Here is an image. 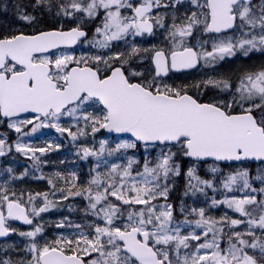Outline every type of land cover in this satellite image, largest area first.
Returning a JSON list of instances; mask_svg holds the SVG:
<instances>
[{
	"label": "snow or ice",
	"instance_id": "1",
	"mask_svg": "<svg viewBox=\"0 0 264 264\" xmlns=\"http://www.w3.org/2000/svg\"><path fill=\"white\" fill-rule=\"evenodd\" d=\"M31 7L55 9L65 17L100 18V23L91 40L82 20L67 31L0 33V123L7 121L18 134L15 143L0 134V157L14 150L39 169L52 144L35 147L23 140L49 127L73 142L101 129L129 138L114 147L107 140L98 147L79 146L81 158L98 159L86 184H78L75 172L47 177L50 193L17 194L7 181L0 183V238L15 233L29 241L20 249L0 245V264H264V167L253 174L247 167L225 173L216 166L264 165V63L243 70L235 80L218 74L194 83L167 82L170 72L214 67L237 54L264 55V0H33ZM17 11L26 24L37 22L26 6L17 5ZM157 29L164 30V47L141 48L128 39L154 35ZM202 34L217 37L211 51L199 39ZM82 38L107 52L76 56L52 51L71 48ZM115 41H125L129 50L112 51ZM144 57L154 74L133 67ZM208 90L213 96L203 99ZM64 118L73 123L62 126ZM138 145L159 153L142 163L129 157L108 165L103 159ZM184 159L193 165L211 159L213 177L201 179L189 167L188 187L205 195L222 189L223 198L213 196L207 209L185 208L181 202L184 219L177 220L167 201ZM101 164L105 171L97 170ZM5 171L11 180L28 174L25 170L16 177L11 168ZM58 179L65 186L54 183ZM57 194L58 199H49ZM72 197L85 198V213L98 222L77 224L75 234L39 243L44 225L37 218ZM222 205L239 218L207 214ZM13 220L32 228L19 231L9 223ZM66 225L72 222L64 219L56 226Z\"/></svg>",
	"mask_w": 264,
	"mask_h": 264
},
{
	"label": "rangeland",
	"instance_id": "2",
	"mask_svg": "<svg viewBox=\"0 0 264 264\" xmlns=\"http://www.w3.org/2000/svg\"><path fill=\"white\" fill-rule=\"evenodd\" d=\"M13 2L18 0H12ZM22 1V0H21ZM12 2V3H13ZM27 3L32 5L33 0H27ZM10 3L3 4L0 6V33L8 34L9 32H18V31H28V32H36L38 30L43 29L41 23L37 22L28 25L25 22L18 19L17 16H12L9 13ZM54 11V10H52ZM56 11V10H55ZM163 11V9H161ZM183 11V9L181 10ZM130 14V13H127ZM100 19V18H97ZM82 20V23H81ZM77 23H81V26L85 27H92L95 23V20H88L87 18H77V17H65L63 15H57L56 18V27H63L66 24L69 25H77ZM95 26V25H94ZM93 33L95 34V27L93 28ZM164 30L157 29L154 35H145V36H138L134 39L129 37V41L141 48H151L153 46L157 47H164ZM231 35V34H230ZM202 41H207L204 45L206 50L211 51V44L213 41L217 39L216 36L212 34H202L199 37ZM129 50L128 44L125 41H115L112 45V51H123L126 52ZM59 51H69L73 55L80 56L81 54L84 55H96V54H104L107 50H102L100 52L96 51L94 47H92L87 41L80 44L78 47L73 49H61L54 51L53 53L58 54ZM138 62H145V64H134L133 67L136 68L138 71H143L145 75H152L154 74L153 66L149 58L144 57L142 60H138ZM264 63V55L260 53H256L251 55L250 58H246L237 54V56L232 58H226L223 61L218 62L214 67L209 66H199L196 70L188 72V73H181L176 74L173 73L168 79L167 82L170 84H182V83H194L201 79H205L208 76H230L233 80L239 76L243 70L245 69H252L253 67H257L260 64ZM62 126H69V124L73 123L68 118H64L60 121ZM8 126L7 121L0 123V134H7L3 128L5 125ZM31 126L25 128V131H30ZM13 130V129H12ZM75 131V128L72 129ZM13 135L18 137V134L15 133L13 130ZM8 137V143H10V138ZM0 138H3L0 136ZM127 136H113L109 135L104 132V129H101L99 132L95 134V136L89 135L87 137H81L77 141L73 142L67 134H61L56 132L54 128H44L38 131L35 134H32L26 138H24L23 142L31 143L35 147H46L47 144H52V150L46 152L42 156V160L45 161L39 169L33 168V161L27 157H25L21 153H17L14 150L8 153L6 156L0 157V162L5 163V169L11 168L13 170L12 175L16 177H21V174L27 170V175L23 176L20 179L11 180L9 179V174L5 171L0 173V183H4L7 181V186L17 192V194L21 192L25 193H44V192H51V187L48 183L47 177H53L55 173L59 172L62 176H69L70 173L75 172L79 177L78 184H86L87 181L91 178L94 174L93 169H96V165L98 163V159L96 157H88L87 159L81 158L78 153V148L81 144H85L86 146H99V142L102 140H107L108 145L110 147H114L116 143H120L124 139H128ZM18 139V138H17ZM17 142V140L15 141ZM59 144L60 147L57 149L55 145ZM159 153V149H149L147 152L145 149L138 145L137 149H130L124 153H117L111 157L105 156L103 157L104 160H107L108 165L112 163H125L127 158L135 157L138 160L143 162L145 158L153 159ZM18 155L24 157L25 159L13 160L12 157H17ZM181 163V162H180ZM238 165V164H235ZM245 165V166H244ZM249 164L244 163L240 164L239 166L247 167ZM195 167L196 164L193 165L192 161L189 160L187 169L189 167ZM211 166H213V162H209L207 165H204V171H209L207 173V178H203L199 173H196L201 179H211L213 174L210 171ZM216 166L220 168V165L216 163ZM2 167V166H1ZM0 167V168H1ZM264 167V165L258 164L256 165V169ZM99 171H105V165L101 164V167L97 169ZM182 170V164H181ZM187 173V170H186ZM185 173V181L183 185L179 189V185L176 187H172L171 191L169 192L168 203L174 205L175 211L174 215L177 220H183L184 216L180 214L179 208L181 202H183L185 208H199L205 207L207 209V205L210 203L211 198L215 196L216 199H222L223 196L221 194L222 189L217 192H213L211 190H206V195L200 192L192 193L188 187V177ZM54 183H57L58 186H65L64 180L58 179L54 180ZM192 183L195 184L196 181L193 179ZM256 186H259L258 184ZM34 190V191H33ZM188 192V195H185V192ZM178 192L177 195H173V193ZM236 195H242L240 192H236ZM59 198V194L56 197L49 196V199L56 200ZM39 202V201H38ZM61 207L66 215L69 214L71 210H77L82 215V220L79 225L90 224L94 221H97V218L92 217L90 214H86L84 209L87 205V201L83 197H72L68 200L61 201ZM164 203L163 200L160 201ZM60 204V203H59ZM59 206V205H58ZM57 206V207H58ZM56 208V207H55ZM55 208H52L50 211L43 213L40 218L37 220L44 225V233L43 239L39 240V243L43 244L45 241H51L56 239L60 235H67L71 236L76 233L77 229L74 228L72 230L66 229H59L56 225L59 223V220L62 216L57 212ZM227 213L228 216L232 218H239L238 214L234 215L231 210H228L226 206H220L218 208H213L207 210V214L212 215L216 218H219ZM192 219L193 217H188ZM98 222V221H97ZM12 227L18 229L19 231H29L31 230L32 226L27 224H18L14 220L9 221ZM199 231V230H197ZM28 238L21 237L16 234L14 237L4 240L2 245H15L17 249L23 248L28 243ZM9 255L15 258V250L9 251ZM0 256H3V253H0Z\"/></svg>",
	"mask_w": 264,
	"mask_h": 264
},
{
	"label": "trees",
	"instance_id": "3",
	"mask_svg": "<svg viewBox=\"0 0 264 264\" xmlns=\"http://www.w3.org/2000/svg\"><path fill=\"white\" fill-rule=\"evenodd\" d=\"M12 0H0V6H2L3 4H8L10 3V8H9V13L12 12V16H17L18 15V11H17V5H22V6H26V10L28 12H31V14H34L36 15L37 17V20L39 23H41L43 25V27L45 29H48V28H53V27H56V18H57V14L56 13H52V11H48L47 8H44V9H39V10H33V8L31 7V4L30 3H27V0H18V1H15L13 2ZM213 91L212 90H208V92L206 93V95L203 97V99H209L210 97L213 96ZM3 130H5L6 133L9 134V129L8 128H3ZM14 141V138H12V142ZM16 160H19L20 158L19 157H16L15 158ZM21 159H25L23 157H21ZM181 164H182V170H181V175L176 177L173 184L174 186L173 187H176L177 189V185H179V189L180 187L183 185V182L185 181V173H186V170H187V165H188V162L189 160L188 159H184V160H181L180 161ZM203 164L204 163H199L196 165V173H199L202 177H206V174L203 170ZM2 166V167H1ZM0 172L2 173L5 169V163L4 162H0ZM224 170L222 169L223 172L227 173L229 171H232L236 168H241V167H237V166H233V165H224ZM252 170L253 174H255V171H256V165L255 164H252L251 165V168H249ZM186 182V181H185ZM34 191V190H33ZM178 192H175L173 193V195H177ZM60 203H62L60 201ZM57 210V212L62 216V220L64 219H67L68 221H71L72 222V226L69 227V226H65L66 228H73V223L76 222V224H80L81 223V220H82V215L77 211V210H71L69 212L70 213H73V212H76L77 215L79 216V219H77L74 215H66V213L63 211L62 207H61V204H59L58 207L55 208ZM64 228V227H63ZM61 229V228H59Z\"/></svg>",
	"mask_w": 264,
	"mask_h": 264
},
{
	"label": "water",
	"instance_id": "4",
	"mask_svg": "<svg viewBox=\"0 0 264 264\" xmlns=\"http://www.w3.org/2000/svg\"><path fill=\"white\" fill-rule=\"evenodd\" d=\"M51 30H59V29H51ZM70 30V29H69ZM64 31H67V30H64ZM85 31V30H84ZM87 32V31H86ZM83 39V38H82ZM79 42H77V44H78ZM77 44H75V45H77ZM75 45H73V46H75ZM111 134H115V133H111ZM119 135V134H118ZM211 159H209L208 161H210ZM221 163H228V162H221ZM234 163V162H233ZM18 222H20V223H23L22 221H18ZM14 234V233H13ZM13 234H11L9 237H11ZM9 237H3V238H0V245H1V240H3V239H5V238H9Z\"/></svg>",
	"mask_w": 264,
	"mask_h": 264
}]
</instances>
